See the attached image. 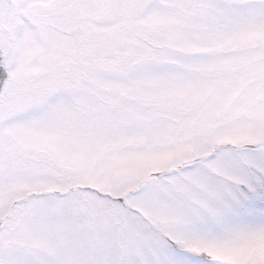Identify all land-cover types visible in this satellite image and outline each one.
Returning a JSON list of instances; mask_svg holds the SVG:
<instances>
[{
	"label": "snow or ice",
	"instance_id": "obj_1",
	"mask_svg": "<svg viewBox=\"0 0 264 264\" xmlns=\"http://www.w3.org/2000/svg\"><path fill=\"white\" fill-rule=\"evenodd\" d=\"M0 264H264V0H0Z\"/></svg>",
	"mask_w": 264,
	"mask_h": 264
}]
</instances>
